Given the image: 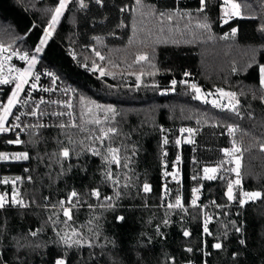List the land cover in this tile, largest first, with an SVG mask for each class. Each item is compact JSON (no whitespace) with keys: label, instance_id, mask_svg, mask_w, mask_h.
Here are the masks:
<instances>
[{"label":"trees","instance_id":"1","mask_svg":"<svg viewBox=\"0 0 264 264\" xmlns=\"http://www.w3.org/2000/svg\"><path fill=\"white\" fill-rule=\"evenodd\" d=\"M232 2L240 15L225 23L224 0H206L203 11L200 0H70L38 67L73 89L75 125L44 129L18 145L0 139L1 152L28 155L3 165L2 173L21 176L18 192L30 202L0 211V264H264V0ZM58 5L0 0V43L31 55ZM186 73L203 89L235 93L236 109L217 112L193 99L181 84ZM173 80L171 93L165 89ZM181 127L191 129L181 147V192L187 202L198 190L196 206L162 208L164 194L173 205L179 196L165 173L172 171ZM228 127L243 149V191L261 193L243 207L240 193L233 203L226 197L233 178L203 177L205 168L222 167ZM110 128L115 134L97 139ZM109 148L119 149L126 167L105 162ZM109 170L118 184L107 179ZM73 191L78 208L70 221L61 210L45 209ZM211 202L203 233L200 206Z\"/></svg>","mask_w":264,"mask_h":264},{"label":"built area","instance_id":"2","mask_svg":"<svg viewBox=\"0 0 264 264\" xmlns=\"http://www.w3.org/2000/svg\"><path fill=\"white\" fill-rule=\"evenodd\" d=\"M47 28L48 26L44 29L43 34ZM3 49H7V51H3ZM13 52L19 53L20 55L26 53V51L19 50L9 45L0 43V64H3V74L5 76H9V75L15 76L17 74L15 71L9 73L8 71L9 68L23 70L24 68L28 67L27 62L21 60L17 55H12ZM8 56H11V59L5 60V57ZM186 74L181 80V84L188 87L190 91L194 92L193 99H196L197 96V93L192 88V85L195 84L201 90L199 94L201 98L196 100L209 106L211 109L217 112L233 111L230 110V106L228 105L229 98L221 97L219 92L217 91L218 89H213V90L203 89L197 80L191 79L189 77V74L188 73ZM37 75H39L40 77L38 81L35 80V76ZM33 83L36 84L35 88L31 87ZM14 87H15V81L10 82L9 84H0V109H2L7 104L8 98L11 96ZM44 89H48V91H45ZM165 90H169L172 93L174 92V87L172 84H170ZM213 101H219L220 107L213 106L212 103ZM74 107H75V93L71 88V86L63 84L54 72L47 70L45 68H39L37 61V63L32 69V76L29 77L28 84L24 86V90L20 93L19 103H17L16 106L12 109L13 114L8 117L7 122L5 124V127L9 128V131L0 133V139L6 138L7 139L6 144L8 145H18L17 143H15L17 139L21 141L22 138L29 136L30 134H36L40 131H43L44 129H58V130L72 129L75 125ZM33 112L35 113L34 115L32 114ZM16 116L20 117L19 120L16 119ZM16 125H19V127H16ZM182 129L187 130L188 128L181 127L178 129V134L174 141L175 147L177 148V155L172 163V171L168 173L170 182L177 184L179 186V196L177 199L180 200L181 207H173L176 209H184L187 207L196 206V203L193 204L194 199H189L187 202H185L183 200V196L181 192V188H182L181 147H182L183 138L187 136L189 133V131H181ZM228 129L229 127L223 130V135L231 141V144L221 150L222 167H210V168L217 169V171L214 173L215 177H228L233 179L237 177L240 178L242 175V168H243V149H242V145L240 143L235 142L234 140L235 132L230 134L228 132ZM177 140L180 141L179 144L176 143ZM234 148H238L240 151L238 152L233 151ZM226 151L231 153V155H225ZM0 153L9 157V159L7 160H0V195L4 196L7 201H10L12 196L15 195L21 188L23 184V180L19 175L17 176L4 175L2 173V167L3 165L6 166L8 164L22 163L23 159L17 160L11 158L19 154L11 155L1 151ZM162 155L164 158H166L168 155V150L164 149L162 151ZM177 157H179V162H177ZM237 159H239L238 169L236 164ZM166 165L167 162L165 159H163V166ZM237 171L239 172V175H237ZM203 175H204V171H203ZM5 180L8 181L7 184L3 183V181ZM26 181H29V178H27ZM238 186L240 187V191L243 192L242 182H240ZM143 192L145 191L143 190ZM18 199L24 201V206L6 203L3 209H27L30 207V202L27 199L23 198L20 195L18 196ZM62 201L66 202L63 206L60 203L59 206L56 208L47 207L45 209H58L63 211L64 207H69L72 210L78 208L75 202H72V204H68L66 200H62ZM168 203L169 202L167 196L164 194L161 199L162 208L165 207L169 208ZM214 205L215 203L211 202L200 206V209L202 211L203 233H205L204 231L205 221L207 220V224L210 222V215L206 212V208L207 207L211 208V206ZM3 209H0V211Z\"/></svg>","mask_w":264,"mask_h":264},{"label":"snow or ice","instance_id":"3","mask_svg":"<svg viewBox=\"0 0 264 264\" xmlns=\"http://www.w3.org/2000/svg\"><path fill=\"white\" fill-rule=\"evenodd\" d=\"M69 2H70V0H59V5H58V7L55 8L54 13L51 16V20H50V23L48 24V28L45 30L43 38L39 42V46L36 47V49H35L36 53H40L43 50L44 46L46 45L48 39L51 37L52 32L55 29V26L59 22L60 17L62 16V14H63L64 10L66 9L67 5L69 4ZM97 2H99V0H97ZM224 3L226 5L231 4V11L230 12L226 11L225 12L226 16H228V15H240V11H239L240 5L238 3H234V2H232V0H224ZM82 6H83V3H82ZM200 6H201L200 10L203 11L204 7L206 6V0H200ZM224 22L227 23L228 22L227 19H225ZM233 34H235V29H233ZM3 51H7V49H3ZM12 55H17V56H19V58L21 60L26 61L28 67L24 68L23 70L9 68V70H8L9 73L15 71L17 74L15 76H10V75L9 76H5L3 74V64H0V84H9L10 82L15 81L14 90L12 91L11 96L8 98L7 104L2 109H0V133L9 131V128L5 127L7 119H8V117L10 115L13 114L12 113V109L16 106L17 103H19L20 93L24 90V86L26 84H28L29 77L32 76V69L35 66V64L37 63L36 56L35 55L30 56L29 53H27V52L24 53L23 55H20L19 53H16V52H13ZM97 55H99V53H97ZM100 58L103 59L102 56ZM10 59H11V56L5 57V60H10ZM143 59H146V57L145 56L138 57V60H143ZM259 73H260V83H261V85H264V65H261L259 67ZM39 79H40L39 75L35 76V80L36 81H38ZM138 79H139V77H138ZM175 84H176V81L173 80L172 81L173 87H175ZM31 87L35 88L36 84L33 83L31 85ZM192 88L197 93L196 99H200L201 96L199 94H200L201 90L195 84L192 85ZM44 90L48 91V89H44ZM217 91L219 92L221 97H228L229 98L228 105L230 106V110L234 111L236 106H237V103H238V101H236V94L233 93V92H225L222 89H218ZM212 103H213V106L220 107L219 101H213ZM109 111H112V109H109ZM32 114L34 115L35 113L33 112ZM19 118H20L19 116H16L17 120H19ZM96 123L99 124L100 123L99 120H97ZM16 127H19V125H16ZM62 127H63V125H62ZM235 130H236L235 128L229 127L228 132L230 134H232V133L235 132ZM181 131H189V132H191V129H187V130L182 129ZM101 132H102V135L98 136L97 139H100L102 141L104 138L108 137V133L109 132L115 134V129H111L110 128V129H108L107 132H104L103 130H101ZM10 142H12V141H10ZM189 142H191V141H189ZM15 143L19 144V143H21V141L19 139H17L15 141ZM164 143L165 144L168 143L167 138H165ZM176 143L179 144L180 141L177 140ZM233 151L238 152L240 150L238 148H234ZM108 152L110 154V158H109V156L103 157L107 164H109V165L115 164L118 167H120V166L126 167L127 166L126 164H124V165L121 164V160H120V157L118 155L119 149L109 148ZM92 153H93V155H100V152H99L98 149H92ZM62 155L65 158H68L69 155H70L69 149L65 148L63 150V152H62ZM165 155H166V153H165ZM225 155H231V153L226 151ZM11 158L12 159H17V160H19V159H27L28 155H27V153H22V154H19L17 156L11 157ZM7 159H9L8 156L0 153V160H7ZM177 162H179V157H177ZM236 164H237V169H238L239 168V159H237ZM203 171L205 173V176H204L205 179H208V180L215 179V175H209V173H213L214 174L217 171L216 168H205ZM105 175H106L108 180L112 181L113 184H118L119 183L118 180H116L114 178L113 173L111 172V170L107 171L105 173ZM165 175H168V173L166 172ZM237 175H239L238 171H237ZM17 179H19V178H17ZM3 183L7 184L8 181L5 180V181H3ZM235 183L239 184V180L235 181ZM125 186H127V185H125ZM143 190L145 192H149L150 191V186L148 184H145L143 186ZM166 191H167V189H166ZM197 191L198 190L194 189V195H195V193ZM92 194L94 196H96L97 199L101 198L99 190H94ZM119 195H120V193L117 192V196H119ZM18 196H19V193L17 192L15 195L12 196L10 201H7L4 196L0 195V209H3L5 207L6 203H11L13 205L24 206V201L21 200V199H18ZM77 196H78V193L73 191L70 194V198L68 199L67 203L68 204H72L73 199L76 198ZM227 196H228L229 200H233L234 199L232 183H229ZM243 196L246 197V198H249V199H256V198L261 197V193H259V192H244ZM104 199L108 200V201H111L112 198L111 197H104ZM243 202L244 201H241V203H243ZM60 203L63 206L66 202L65 201H61ZM195 203H196V201L194 199L193 200V204H195ZM109 206H111V204H109ZM168 207L169 208L181 207V202H180L179 199H177L175 205L169 204ZM63 214L67 218V220L70 221L72 219V209L71 208L64 207L63 208ZM118 219L119 220H123V217H119ZM204 231H205V233L208 232L207 220L205 221ZM237 231H239V229H237ZM76 234L77 233L75 232V230H73V235H76ZM33 235H35V233H33ZM184 235L188 236L189 233L185 232ZM62 239L64 240L65 244H68L69 246H71L69 244L68 238L62 237ZM75 243L79 244L80 241L77 240V241H75ZM214 247L216 249H220L221 248V244L220 243H216L214 245ZM188 251H191V249H188ZM56 264H66V261L63 260V259H59V260L56 261Z\"/></svg>","mask_w":264,"mask_h":264},{"label":"rangeland","instance_id":"4","mask_svg":"<svg viewBox=\"0 0 264 264\" xmlns=\"http://www.w3.org/2000/svg\"><path fill=\"white\" fill-rule=\"evenodd\" d=\"M65 11V10H64ZM226 11H231V4H228V5H226L225 3L223 4V6H222V13H223V22H224V20L225 19H227V21H229L231 18H234V17H237V16H239V15H228V16H226L225 15V12ZM51 20V19H50ZM49 23H50V21H49ZM48 23V24H49ZM48 24H47V26H48ZM46 26V27H47ZM45 27V28H46ZM55 28H56V26H55ZM41 53V52H40ZM40 53H36V51L34 50L33 52H32V54H31V56L32 55H35L36 56V58H37V61H38V59H39V57H40ZM95 70H96V68H94ZM99 75H101L100 73H99ZM264 86V85H263ZM190 135V132L188 133V136ZM188 136H185L186 137V140L188 141L190 138V136L188 137ZM209 175H214L213 173H209ZM168 176V175H167ZM166 176V177H167ZM205 176V173H204V175H203V177ZM237 180H239V184H240V182H242V175H241V177L239 178V177H237V178H234L233 180H232V185H233V195H234V199H235V196H236V194L237 193H240L239 194V196H240V205L243 207L246 203H248V202H253V201H255V200H257V199H259V198H256V199H249V198H246V197H244L243 196V193L245 192V191H243V192H241L240 191V187L238 186L239 184H236L235 183V181H237ZM227 192H228V190H227ZM227 192H226V197L228 198V196H227ZM20 195V194H19ZM194 199H195V201L197 200V195H194ZM234 199L233 200H229V202L230 203H233V201H234ZM241 201H244L243 203H241ZM62 211V210H61ZM63 212V211H62Z\"/></svg>","mask_w":264,"mask_h":264}]
</instances>
